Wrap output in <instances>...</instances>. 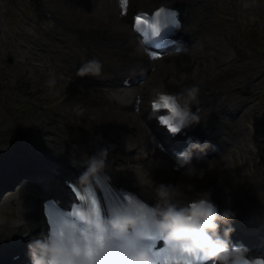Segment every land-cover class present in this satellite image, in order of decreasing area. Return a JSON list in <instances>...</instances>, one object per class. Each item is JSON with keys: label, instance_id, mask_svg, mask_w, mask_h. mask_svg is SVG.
Returning <instances> with one entry per match:
<instances>
[{"label": "clouds", "instance_id": "1", "mask_svg": "<svg viewBox=\"0 0 264 264\" xmlns=\"http://www.w3.org/2000/svg\"><path fill=\"white\" fill-rule=\"evenodd\" d=\"M89 64L95 73L101 71L98 60ZM174 72L178 75L171 79L181 87L168 92L160 85L156 92L157 100L170 98L174 109L170 117L181 131L202 120L201 86L184 84L186 74ZM193 105H197L195 110ZM188 141L175 154V167L187 177L202 178L207 169L194 162L193 151L206 150L210 141L191 136ZM107 154L105 146L85 154L79 163L73 160L83 170L72 184L83 196L74 202L75 210L73 204L64 208L56 201L47 229L27 242L30 264H264V255L254 254L243 241L233 239L237 213L231 206L221 208L211 188L198 190L192 182L185 187L144 179L139 187L150 191V199L126 190L119 198L99 199L94 191H103L104 182L111 180ZM24 195V187L18 186L0 201V241L32 233ZM5 201L15 209L14 216L3 214Z\"/></svg>", "mask_w": 264, "mask_h": 264}, {"label": "bare ground", "instance_id": "2", "mask_svg": "<svg viewBox=\"0 0 264 264\" xmlns=\"http://www.w3.org/2000/svg\"><path fill=\"white\" fill-rule=\"evenodd\" d=\"M137 1L138 0H127V12H122V9L125 7L123 0H116V3L107 0L105 3H97V1H91V3H87L86 8L88 10H83L81 8L78 10V12H62L60 14L64 17V19L66 18V20L75 21L76 19H80V22L82 24L87 23L91 27L90 31H86L84 26H82L81 29H77L76 31L86 33L87 36L83 38L85 42L89 44L90 48L95 50V56L99 57L100 59L106 62L107 65H105V71L102 76H105L106 72H108L109 74H115L116 72L121 71L123 68H128L131 63H133V65H138V62L134 60L135 56H143V58L148 61V66H153L156 64L157 60H154L152 56L147 57L144 52V49L139 45L138 40L134 37L130 28L132 24V17L134 15V13L132 12L136 8L135 4L137 3ZM179 1L188 2L190 0ZM189 8L192 11L191 5H189ZM194 14L195 12H188L189 21L187 25L190 26V28L191 26H193V28H197L196 21L194 19ZM100 26H109V29L115 33L116 37L108 38L106 36H98V31H96V29ZM67 29L68 26L66 27L65 32L59 33L61 37H65V35L67 36V45L64 46L63 50L69 53L65 57V67H63V70L64 68H66L68 70V74H73L75 66L79 67L80 69L87 68V66H90V64L86 63V61L90 57L85 56V52H89L90 50L89 47L86 45H81L77 48L74 32H67ZM53 44L56 45L55 43ZM129 45H131L132 47L129 48ZM98 46L102 47V53L97 51ZM181 57L182 56L180 54H177L176 52L168 53L165 57L167 59L165 63L168 64V70L166 71L170 74L168 78V84L172 87V89H179L181 87V85H177L171 79L173 75H178L177 72H174L175 70H178L179 72H182L183 70V68L174 67V64H178V61L181 59ZM184 72L187 73V71L185 70ZM93 75L100 76L99 73L95 72ZM189 79L190 78L187 75V79L183 83H187ZM156 82L157 77L155 75H151L146 80L145 91H140L142 93L143 100L141 101L139 112H137L136 110L125 112L120 110L118 106L112 107L110 105H106L105 103H103V101H106V98H108V96H104L102 98V102L92 98L83 100L79 95L74 92L70 94L68 93V96L66 97L67 100H71L74 104H78L84 101L81 106L75 105L76 108L73 111V115L76 116V118H78L79 120H81L82 123H84L86 126H91L95 129L101 128L102 130L111 133L124 134V142L129 146L138 145V140L140 138L144 142V144H147V132H149V130L151 129L152 124L155 123L154 119L150 117L149 102L156 96V90L159 88L158 85H154ZM81 84L87 86L91 85V83L87 79H84ZM126 90L128 89L114 88L112 92H110L109 98L115 101V103L135 102L133 100L136 99V97L133 95L132 89H129L128 93L126 92ZM62 96L65 97V94H62ZM202 97L203 94L202 92H200L199 103L203 106L200 111L203 113L202 119L206 121L208 112L211 111L212 107L211 105L206 104L204 101H202ZM93 102H95L96 104L94 105ZM216 111L219 110L216 109ZM233 118L234 117H226L225 121L230 122ZM47 132L48 134H38V136L34 135V137L38 139L40 143L44 144V147H51L56 152L62 154L64 157L67 158L80 155L84 152L83 145L79 143H63L62 141H59V136L56 137V134H54L55 131L48 129ZM98 139L102 140L103 137L99 134ZM138 156L140 157V155ZM135 158L137 159V157ZM223 174L224 170H219L220 178H222L221 176ZM199 179L202 180L199 182ZM156 182H173V175L171 174V172L169 174L158 175L156 177ZM188 182L194 183L196 189L198 190L211 188L213 190V194L216 195H220L222 192H224L223 186L215 187V181L209 182L205 176L202 178H190L185 176L181 184L186 187ZM25 192L26 194L24 195V201L26 207L28 208L27 215L34 226L32 233L28 236L29 238H31L32 235H35L37 229L43 227L44 223L41 221L40 214L38 212V209H40V202L38 203V205L36 204V198L31 193L29 188H26ZM240 192L242 196L246 195L245 191L240 190ZM9 205V202L5 201L2 211H4V209ZM235 211L237 215H240L241 217H244L246 215L245 210H243L242 208H239ZM258 221L259 219L256 217L245 218V223ZM23 237V235L17 233L12 238L22 240ZM0 244L4 243L0 242Z\"/></svg>", "mask_w": 264, "mask_h": 264}, {"label": "rangeland", "instance_id": "3", "mask_svg": "<svg viewBox=\"0 0 264 264\" xmlns=\"http://www.w3.org/2000/svg\"><path fill=\"white\" fill-rule=\"evenodd\" d=\"M254 14L255 17L252 18ZM226 15L230 16L227 20L230 27L225 28V42L233 47L231 52L233 63L224 68L220 67L221 41L220 36L215 35L212 52L217 50L218 55L214 57L211 52L206 50L199 52L200 67L197 69L198 72H194L193 75L199 74V76L216 78L222 85H224L223 82L235 78L247 81L250 76H255L258 80L251 86L255 92H258L261 86L264 88V12H226ZM260 38L263 39V43L260 42ZM200 49V47H195L194 51L190 52V56H196ZM1 52L4 54V48ZM39 59L44 63V59ZM191 61L192 59L188 60L189 65L193 67L195 62ZM42 70L43 73L39 72L42 81L39 82L38 79L31 80L21 67L14 69L0 61V160L8 155V149L14 140L12 136L14 131L27 128L38 132L46 124L50 115L60 109L59 106L63 100L60 96L54 95L56 87L59 86L57 90L68 87H65L60 76L49 75L44 79L43 75L47 74L45 66H42ZM163 72L164 70H162ZM51 77L56 79L54 83H49L50 80H53ZM40 95L44 96V99H41ZM38 102L43 108L36 110L35 104ZM248 109L252 116L251 113L264 109L263 101L255 100L248 106ZM68 112H71V108ZM63 123L65 126L70 125L72 129L73 125L79 126L80 122L67 113ZM60 134L63 135L62 132ZM63 139L66 140L65 137ZM261 162L264 164L263 161ZM260 182H264V178ZM242 186L246 188L245 184ZM6 215L14 216L15 209L9 208Z\"/></svg>", "mask_w": 264, "mask_h": 264}, {"label": "snow or ice", "instance_id": "4", "mask_svg": "<svg viewBox=\"0 0 264 264\" xmlns=\"http://www.w3.org/2000/svg\"><path fill=\"white\" fill-rule=\"evenodd\" d=\"M123 3H124L125 6H126V5H127V0H123ZM174 15H175V14L173 13V16H174ZM136 20H137L136 27H137L138 29L140 28L141 24L147 22V21H146V18L143 16V14H141L140 16H137ZM173 23H179V22L176 21V20H173ZM152 27L155 29V33H154V34H155L156 36H159V35H160V30H159V27H158V22H157V24H153ZM152 54L158 56V55H159V52H158V51H155V52H153ZM162 100L164 101L163 104H161L160 102H155L154 106H155L156 108H158V109L161 108V107H164V108H167V109H173V106L169 103V100H170L169 97H163ZM173 110H174V109H173ZM161 120H162V122H163L165 125H167V126L169 127V129H170L171 132H173V133H179V132H180L178 126L175 125V124L172 122V119H171L170 116H162V117H161ZM189 264H190V262H189Z\"/></svg>", "mask_w": 264, "mask_h": 264}]
</instances>
